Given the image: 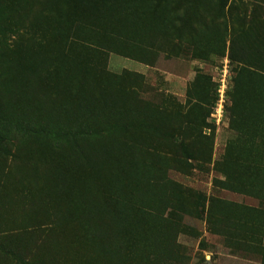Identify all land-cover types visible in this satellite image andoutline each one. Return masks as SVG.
<instances>
[{
	"label": "rangeland",
	"instance_id": "1",
	"mask_svg": "<svg viewBox=\"0 0 264 264\" xmlns=\"http://www.w3.org/2000/svg\"><path fill=\"white\" fill-rule=\"evenodd\" d=\"M223 1H0V264H264V0Z\"/></svg>",
	"mask_w": 264,
	"mask_h": 264
},
{
	"label": "trees",
	"instance_id": "2",
	"mask_svg": "<svg viewBox=\"0 0 264 264\" xmlns=\"http://www.w3.org/2000/svg\"><path fill=\"white\" fill-rule=\"evenodd\" d=\"M219 2H221L222 7L224 8L225 7L224 1L223 0H219ZM11 33H12L11 30L5 28L2 25L1 16H0V44H3L4 40L7 39V37H9L8 35L11 34ZM3 67H4V60H3V58L1 57V54H0V78H1V75H2ZM1 112H2V105L0 103V116H1Z\"/></svg>",
	"mask_w": 264,
	"mask_h": 264
}]
</instances>
